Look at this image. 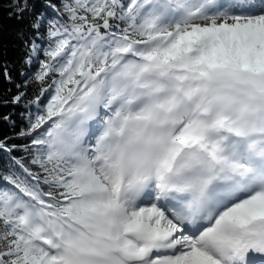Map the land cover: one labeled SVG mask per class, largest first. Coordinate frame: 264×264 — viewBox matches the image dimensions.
I'll return each instance as SVG.
<instances>
[{
	"label": "snow or ice",
	"instance_id": "snow-or-ice-1",
	"mask_svg": "<svg viewBox=\"0 0 264 264\" xmlns=\"http://www.w3.org/2000/svg\"><path fill=\"white\" fill-rule=\"evenodd\" d=\"M9 8L0 264H264V0Z\"/></svg>",
	"mask_w": 264,
	"mask_h": 264
},
{
	"label": "trees",
	"instance_id": "trees-1",
	"mask_svg": "<svg viewBox=\"0 0 264 264\" xmlns=\"http://www.w3.org/2000/svg\"><path fill=\"white\" fill-rule=\"evenodd\" d=\"M38 4H42L43 0H37ZM10 0H0V63L7 62L14 78V83H19L23 78L19 76V71L22 68L23 49L20 41L17 38V32L24 27L25 22H18L14 17L10 18L8 12ZM38 91V86L33 85L29 87L28 94L31 98L34 93ZM16 88L13 84H9L4 81L0 76V96L5 98L15 94ZM21 109L14 106L0 107V115L12 114V118L16 120L17 126L13 130L8 124L0 121V139L5 136L12 135L13 131L18 132L23 125V121L20 119L19 113ZM15 143H21L16 140Z\"/></svg>",
	"mask_w": 264,
	"mask_h": 264
}]
</instances>
